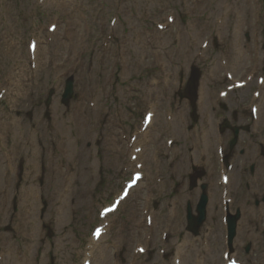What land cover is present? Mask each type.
<instances>
[{"label": "rangeland", "instance_id": "rangeland-1", "mask_svg": "<svg viewBox=\"0 0 264 264\" xmlns=\"http://www.w3.org/2000/svg\"><path fill=\"white\" fill-rule=\"evenodd\" d=\"M245 1L246 5L250 4V6L253 7V0H243L244 3ZM259 1L264 5V0ZM221 3L223 5H228L227 0H0V112L4 111L2 114L0 113V133H2V131H6V134H8L7 136H9L14 132L18 133L22 131L25 134L28 133L29 130H35V128L41 126L42 124H44L45 128H47L56 121V123H58V127H60L65 121H67V119H71L69 116L70 113H72L70 112L71 105L69 109H67L68 107L66 108L63 106V89L61 91H56V94L53 97V104H51V108L49 110L45 108L48 102V97L45 94L47 93L45 83H47L48 79L53 80L56 75H60L61 73H64V75L68 74L67 78H72V76H75L76 73V78H74L73 80L76 79L75 82L79 87H81V91L86 94L89 93L91 89H95L97 91V102H102V104L100 105V108L102 109H93V105L90 104L91 99L88 100V94L86 96L88 98L84 97L83 99L84 104L82 105L83 108L80 116H82V112L86 113L82 118L84 123L83 130L85 131L84 135L86 139L90 137L88 133L90 129H95L96 132H98L97 134L102 133L99 132L100 130H105L106 132L109 129L108 123L106 124V127L102 126L98 128L97 126L100 120L99 122H97L98 120L91 121L92 118L90 117L91 119H88L87 115L90 114L92 116L91 111L94 110H101L100 115H102V111L103 113L104 111H106V113L112 114L113 111H111V107H113L114 103L112 102L111 98L115 96L114 99H117L120 93V98L122 95H124L122 93V89L124 86L129 85V79L126 80L125 78L127 76L125 77L124 75H122L121 68L119 67L120 64H123L120 63L119 59L117 58L118 55L120 57H123L124 51H136L139 54L142 51H146V62L142 65V67L145 65L143 69L149 68V70L147 71V74L143 75L140 80L143 88L146 87V85L151 87L157 86V84L153 86L155 84V81L153 79L157 78L161 80L163 75L162 73L158 72L160 68H157V66L164 63V80L169 81L173 79L171 85L173 86L174 84V86L172 87V92L170 94L174 97H179L180 95L183 98L185 90L183 89L182 85L186 82L184 78L187 77L188 64L184 62V59H187V57L184 56L183 58L182 54L180 53L181 51H185V48L180 47V44L175 41L174 34L176 31L181 32L182 30H185L187 24L191 23V29L197 31V35L201 38V44L207 38V35L209 33L207 32L204 36L203 30L205 31L208 29L207 31H210L213 23V18L216 15L220 14L224 15L225 17L227 16L224 22H226L227 24H231L232 26L236 25L237 21L233 17H231V15L234 14H230L229 16L228 11L230 10L228 9L234 7L239 8L240 4L237 2V0H235L233 4L225 9L224 6H221ZM249 9H251V7L245 8V10L243 8V15H245L244 18H246L247 20L245 26H247L248 28L250 27L253 20L251 16L248 17V15H246V11H248ZM207 13L208 16L205 18L207 20L203 21V15L205 14L206 16ZM169 14L176 15L175 17L177 18V25H168L169 27L166 26L168 27L167 30L160 32L156 28V26L158 25V23H163V21L166 20V17ZM114 19H117V22L114 24V26H112L111 23ZM208 23L209 28L207 27ZM51 24H58V27L54 33H50L49 31V26ZM224 26L225 25L223 24V27ZM263 28L264 25H261L260 32L262 36H260V40L262 38L264 39ZM246 33L247 32H245V35ZM181 34L183 33L181 32ZM197 35H193L191 33L187 34L186 31V34L182 35V40L184 41L185 46L186 44H188L193 48H198L199 40L194 37ZM229 35L230 34L228 32L224 34L225 38L223 39V41L219 42L218 45H211L212 50H210L221 51V47L225 49L229 44ZM32 42H37V49L33 56L30 53ZM138 44H141V48L145 47V50L144 48H142V50L141 48L138 49ZM244 44L245 46H249V50L251 51L250 59L246 56L245 59L240 58L242 62L241 64L245 66L248 65V63H252L253 61L252 51L254 45L252 46V43L250 44V42L247 40L244 41ZM154 51H158V54H155ZM226 53L227 55L222 56L221 58L227 57L228 55H230V53L233 52L226 51ZM263 55H261V57H263ZM33 58H35V60ZM219 60L220 58L216 60V63H218V65H215L217 72L221 68V66H219ZM154 62H156V66L153 65ZM14 69H18V71H15ZM52 72L56 73H54L53 75ZM137 73L138 72L133 71L132 69L130 70V84L137 85ZM241 73L244 75V72H239L240 76H242ZM48 75L49 77L47 78ZM61 77L63 79L64 76L62 75ZM150 78H152L151 84L149 83ZM32 83L36 85L38 84L37 88L33 90V92L30 91V85ZM179 83L181 84V86L179 85ZM16 84H18L17 87ZM90 86H92V88ZM178 87H181V92L179 95L176 93ZM78 90L79 89L77 88V91ZM38 92L40 93V95L38 94ZM137 96L139 97V94H137ZM109 101L110 104L107 103ZM163 102L164 104L162 108H164V106L166 105V101L164 100ZM16 103H19L20 105L18 106ZM131 103L133 104V102ZM178 104L179 111H184V113H186L188 108L187 103H185L183 106H181L180 102ZM131 106L132 105H128L126 108H124L123 113L126 114V116L124 117L125 120H127V116L132 113ZM107 107L109 108V110H106ZM74 108L76 109V106H74ZM56 109H61V113L55 111ZM17 112H20L21 114L27 113L28 116H16L15 114H17ZM30 114L33 115L32 118H28ZM98 117L99 115H97V118ZM14 120H19L23 123L22 130H17L19 128H10L12 129V132H10L11 130L8 129V125L13 124ZM95 124H97V126ZM114 130H111L109 132V136L106 135V138H103L102 141L106 146V150L111 149V146H113L115 150L118 148V151H120L118 156L122 161L127 149V143L121 140V135L119 133H116V131ZM39 134L40 137L34 138V140L36 141V143H38L39 140L42 141V150L45 153V142L43 143L44 138H42V136L45 137L47 136V134L46 132H43V130H40ZM102 136L103 135H100V137ZM52 137L54 141L59 138L55 135V133L52 134ZM59 140L61 139L59 138ZM21 141L22 143H20V147L17 148V143L13 140L12 148L17 150L19 149L20 152V149L25 145L24 139H21ZM1 145L3 147H6V141L1 142ZM38 145L40 144L38 143ZM35 150H37V148H35ZM80 152L81 151H79L78 153ZM3 157L5 158V156ZM106 157L107 156H105V158ZM0 160L2 161V158H0ZM47 160H49V166H47L50 170L53 158L48 159V157L40 156L38 158V163L40 165H38L40 167L42 165L44 166ZM34 163L35 160H33V163H31L27 167L26 175H24L25 179H23L22 181H30V184L33 185L30 189L40 187L38 180V178H40V167L35 170L32 167ZM53 164V168L55 167L54 169L59 170L58 168L60 166L57 163ZM3 168L4 167H2V170ZM44 168L46 167L44 166ZM111 168L112 169H110V171L115 170L116 174V170H118L119 165L115 163ZM14 174L15 169H13V175ZM214 178L209 181L210 184L211 182L214 183V187L211 189L209 187L208 189L210 198V204L208 205L209 218L207 224H205L206 226H204L202 231H204L207 227L213 229L214 231H217L218 227L220 231L221 228V214L217 218L216 216L215 218H212L214 219L213 222L211 221L210 217V212L212 213L213 206H216L219 201V198L214 197L216 195L215 187L218 176L215 179ZM45 180H47V178H45ZM118 182V187H120L121 181L118 180ZM185 182L186 179H184L180 185L184 184ZM73 185L70 187H74ZM183 186L184 187H179V189L177 190V195H173V197H177V199H185L181 202H177L178 220L175 223V225H180L182 223L183 227L181 226V228L183 229V231H185L184 228H187L186 206L187 201L191 200V194L183 196L182 192L183 189H185V185ZM152 187L153 185L150 180L145 181L132 194L129 201L121 208L119 215H117V219L106 237V243H103L104 246H106V249L109 251V253H107L109 258L107 257V254H105V260H107L108 258V260L110 261L109 264H111V259H113L112 255L114 253H117L118 256L124 255L126 259L125 261L127 263L129 262L131 258L129 254L133 253V246L138 242L139 237H141L142 235L138 230L136 231L135 224L143 216L142 212L144 198L147 190L151 189ZM39 191V195L45 196V187L44 189H39ZM165 191L167 190L161 191L163 192V194L161 192L155 193L156 200L154 204H159V212L156 217L157 229L161 227L166 219L163 199H158V197H162L165 195ZM36 195H38L37 192ZM23 199V196H20L18 198L19 212L21 210V206L24 207L22 204L24 202ZM94 200L95 199L89 200L87 203V205H89L90 208L93 209L95 204ZM45 201L49 202V204L51 202L52 206L50 207L49 211L47 210L48 216H45V219L42 220L40 218L41 210H38L36 212L34 211L37 209V207L38 209H42L43 206L39 205L38 201L34 202L30 199L26 200V203H29V206L26 205L27 208L23 211V213L25 212L24 214L28 216V218H20V230L18 233L19 235L16 240L15 238L12 239L14 243L11 245V248L15 252L16 249L20 247L22 248L23 246L24 253L27 250V247L31 246V250L33 251L34 246H36L34 252L32 253V258H34V262L36 263L39 246L43 245L44 249L42 252V257L45 256V264H63L62 260L59 259L58 249H60V247H58V241L62 240V242H66V236H59V232L57 231L64 228L71 219V215L67 218V220L65 219V217L69 213L66 207H69L70 204H68L67 202V206L65 207V209H62L63 214L65 215L63 221L61 222V206L59 207V209L54 210L53 213L55 201L54 197H49V195H47ZM100 204V206H103L106 203L105 201L100 200ZM100 206L98 207V209L100 208ZM71 207L79 210L81 207V203L77 200ZM135 212L137 214H135ZM20 214H22V212H20ZM83 215L84 209L80 210L77 216H75V220L78 226H81L82 224ZM46 217L52 219L55 218V223L62 226L59 230H57L56 227L53 226V229L57 236H54L50 239L47 238V242L42 244L41 240L47 237L48 229L52 228V225L54 224V222H52L53 224L46 223L50 221L46 219ZM43 223L48 226L47 230L43 229ZM29 224L35 226V232L33 231L35 235L31 231V233H29L26 237V234H24L23 231L25 230L26 226H29ZM71 227L72 226L70 224L67 226V228ZM93 227L94 225L91 227L89 226V229L83 227L80 230L75 229L72 232L73 237L76 239H79L80 236L81 238L84 236L86 237L88 233L91 232ZM67 228L65 227V229H63L65 233L67 232ZM218 235L219 234H212V242L215 243L213 245L220 244L221 246V243L219 242V238H221V236L218 237ZM181 236H188L191 240V234H188L187 232H184L183 234H181ZM31 242L33 245L31 244ZM245 242H247V240ZM66 243L64 245V248H70ZM78 244L80 245L79 242ZM128 244L130 245V247H128ZM156 246L157 239L155 240V244L153 246L152 257L149 259V261L146 259L143 260V262L141 261L139 264L172 263V257H168L166 260H162L163 258L159 260V256L157 253L158 249ZM186 249L188 250V248H185L184 250L187 251ZM218 251H220L219 247L214 249L215 253ZM72 254L73 252L67 255L68 262L66 264H70L73 260ZM169 255L171 256V253H169ZM188 256L189 258L187 259L191 261V252L188 254ZM28 258L29 255L21 254V256L16 259L26 260ZM101 258L103 260V257ZM162 261H168L169 263ZM8 263L12 264L11 261L7 262L6 260L4 263L0 264ZM187 264L191 263L187 261Z\"/></svg>", "mask_w": 264, "mask_h": 264}, {"label": "bare ground", "instance_id": "bare-ground-1", "mask_svg": "<svg viewBox=\"0 0 264 264\" xmlns=\"http://www.w3.org/2000/svg\"><path fill=\"white\" fill-rule=\"evenodd\" d=\"M224 6V5H223ZM224 11V10H223ZM252 22H253V20H252ZM222 27H223V25H222ZM222 27H221V30H222ZM225 27H223V29H224ZM245 32L246 31H242V36H244L245 35ZM246 36V35H245ZM232 46H234V49H235V51H236V53L238 54L237 56H235L233 53H230V55H228L230 58H234L233 59V61L234 62H236V63H242L241 62V60H240V58H242V59H245V56H243L242 55V52H240L241 51V49H240V41H238L237 39H235V41H234V44L232 45ZM232 52H234V51H232ZM9 55V54H8ZM12 55V54H11ZM231 55H232V57H231ZM261 55H263V54H260V56ZM7 56V55H6ZM17 56V55H16ZM10 58V57H9ZM16 58V57H15ZM19 58V57H18ZM70 63V62H69ZM67 65V64H66ZM71 66V65H70ZM219 66H221V65H219ZM62 76V75H61ZM190 77H192V73H191V75H190ZM10 78V77H9ZM195 79V77H193V80ZM72 84V83H71ZM71 84H67V85H65L64 86V88H62L61 87V89H60V91L62 90V89H64V91H65V93H66V96H64V98H67V102H65V103H69V100H71V98H72V100H73V98H74V96L77 94V92L76 91H74V85L72 86ZM51 85H53V84H51ZM66 87V88H65ZM75 89L77 90V88L75 87ZM79 89V88H78ZM56 90H57V88H56ZM18 106L20 105L19 103H16ZM63 106L64 107H68V105L67 104H63ZM62 106V107H63ZM76 106V109H75V113H76V115H73V116H71L72 117V119L71 120H67V121H65L60 127H58V123H56V121H55V123H53V124H51V126H48L47 128H45V125L44 124H42L41 126H39V127H37L32 133H27V135H28V137L31 139V144H32V147H37L38 146V143L40 144V145H42V141L41 140H39L38 141V143H36V141L34 140V138H38V137H40V134H39V132H40V130L42 131L43 130V132H46V134H52V133H55V135H57L60 139H61V142H60V144L62 145V149H64L65 151L64 152H68L69 154H71L72 153V151L74 152V154H78V150L79 151H81L80 153H79V156L80 157H82L83 158V162H86L88 159H89V157H88V152L87 151H85L84 150V148H80V146L78 147V148H76V145L78 144V142H79V136L77 135V134H79V130L81 131V134L83 135L84 134V131H83V127H84V123H83V120H82V118H83V116H84V114H86V113H83L82 112V116H80V113H81V104H76L75 105ZM96 109V108H95ZM55 111H58L59 113H61V109L60 110H55ZM94 113V118L95 119H97V115H100V114H97L98 112L97 111H94L93 112ZM58 114V113H57ZM184 115V114H183ZM105 116H107V115H105ZM104 116V117H105ZM92 118V116L90 115V114H88L87 115V118L88 119H91ZM59 119V118H58ZM176 118L174 117L173 118V120H172V122H174V121H176L175 120ZM56 120V119H55ZM60 120V119H59ZM169 120V119H168ZM62 121V120H61ZM92 121V120H91ZM90 121V122H91ZM108 121L110 122V118L108 117ZM88 122V121H87ZM80 123H81V125H80ZM89 125V124H88ZM91 125V124H90ZM6 126V125H5ZM4 126V127H5ZM58 127V128H57ZM95 127V126H94ZM10 128H14V129H17V128H19V129H17V130H22L23 129V123L21 122V121H19V120H14V123L13 124H9L8 125V129H10ZM44 128V129H43ZM8 129H7V131H8ZM87 130V129H86ZM91 130V129H90ZM171 130L174 132V133H177L178 135H180V136H185L184 135V132L183 131H179L178 129H177V127H175L174 126V124L173 125H171ZM74 131L77 133V134H75L74 133ZM5 133H6V131H2V133H0L1 135L3 134V135H5ZM13 134V133H12ZM83 136H85V135H83ZM22 139V138H21ZM93 140H94V138H90V139H88L87 140V142L89 143V144H92V142H93ZM4 141H6V138L4 137V136H2V138H1V142H4ZM16 142V141H15ZM17 143V142H16ZM43 143H44V141H43ZM20 144L19 143H17L16 144V146L17 147H20L19 146ZM44 147H45V151L47 152V149L49 150V147L47 146V145H45L44 144ZM81 149V150H80ZM62 152V151H61ZM51 153H52V151L50 152V157H48V159L49 158H51ZM68 154V155H69ZM205 152L204 151H201V154H199V157L200 158H203V157H205ZM140 156H142V155H140ZM38 158L39 157H37V160H38ZM195 158H197V157H195ZM52 159V158H51ZM1 161V160H0ZM113 163H116V162H114V161H112ZM53 163H56V161L53 159V161H52V164H51V167H50V170H56L57 171V169H54L53 168ZM35 164V165H34ZM33 165H34V167H35V169L37 170L38 169V164L37 163H34ZM49 166V160H47V162H46V164H44V166L48 169V166ZM95 166V165H94ZM181 165L180 164H176L175 165V170L177 171L178 170V167H180ZM73 168H76L77 169V167L73 164V163H70V161H69V163H67V165L65 166V168H64V170L62 171V176L63 177H65V176H70L71 177V181L73 180V183H74V181H75V179L76 178H74V176H75V173H73V175H69V174H67L66 172L67 171H72L73 170ZM31 169V168H30ZM112 169V168H111ZM34 171V170H33ZM57 172H59V171H57ZM182 173V172H181ZM139 185H140V183H139ZM138 185V186H139ZM70 186H72V183L70 184ZM69 186V190H65V191H63V192H69L70 191V189H71V187ZM137 186V187H138ZM57 187H62V186H59V184H58V186ZM60 190H62V189H60ZM36 190L35 189H29V191H27V192H24V193H22V196H23V200H24V202L22 203L23 204V206L25 207H22V214H18L17 215V220H18V218H19V220H20V218H24V217H27L28 218V216H26L24 213H23V211L27 208V206L26 205H28L29 206V203H26V200H31V201H38V203H39V198H38V195H36ZM217 192L219 193V189H217ZM23 194H25V195H23ZM61 195V194H60ZM60 197V196H59ZM130 197V196H129ZM67 201H64L63 203H62V205H61V208H60V210H61V214H62V218H61V222L63 221V219H64V215L65 214H63V208L65 209V207L67 206ZM35 204H37V203H35ZM67 209H68V211H69V213L67 214V216L65 217V219L67 220V218L70 216V215H72V214H74V212L73 213H70V209H72V207L70 208V206L69 207H66ZM74 210H77V209H74ZM36 211H38V207H37V209L34 211V212H36ZM227 214L229 213V211L228 212H226ZM31 214V213H30ZM90 215H91V213H90ZM216 216V218L219 216V214H216V213H213V217H215ZM239 223H242L241 221H239ZM62 225H57L56 223H55V227H56V229L57 230H59L60 229V227H61ZM34 227L35 226H33L32 224L30 225L29 224V226H26L25 227V230L23 231L25 234H26V236L29 234V233H31V231L33 232H35V229H34ZM37 228H38V225H37ZM33 232V234L35 235V233ZM67 233V232H66ZM66 233H65V235H66ZM245 234V233H244ZM39 235V234H38ZM61 236H63V233L61 234ZM68 237V236H67ZM104 237V236H103ZM103 237L101 238V239H103ZM239 238V237H238ZM241 239H242V236L240 237ZM239 238V239H240ZM37 239V238H36ZM58 245H59V247H61V242L60 241H58ZM31 244H32V242H31ZM33 245V244H32ZM231 246L232 247H234V243H232L231 244ZM36 248V246H34V249ZM67 248V247H66ZM255 248V247H254ZM27 250L23 253V250L22 249H20V251L22 250V252H21V254L22 255H24V254H26V255H28V253H29V258L28 259H26V260H22V259H16V257L13 255V257L12 258H10V259H7L8 257L7 256H5V258L4 259H2L1 260V262L0 263H4L5 262V260L8 262V261H11L12 262V264H33L34 262H33V260H34V258H32V253L34 252V249H33V251L31 250V246L30 247H27L26 248ZM187 250V249H186ZM253 250V249H252ZM58 251L59 252H61V253H63L64 254V252L65 251H63V249L61 250V249H58ZM93 251H94V253L96 254L95 256H96V259L97 258H101V257H103V260H102V258L100 259V262H102V263H104V264H109V260H108V258H107V260H105V254L106 253H104L103 251H101L100 250V248H98V247H94V249H93ZM65 253H67V252H65ZM20 257V256H19ZM180 258H181V254H177V262H176V264H178V261H180ZM98 262H99V260H98ZM9 264V263H8ZM36 264V263H35ZM39 264H45V257L43 256L42 257V261L40 260L39 261ZM181 264H183V262H181Z\"/></svg>", "mask_w": 264, "mask_h": 264}]
</instances>
